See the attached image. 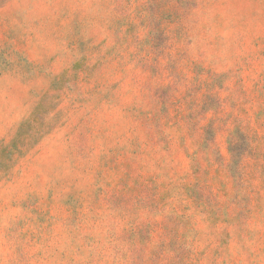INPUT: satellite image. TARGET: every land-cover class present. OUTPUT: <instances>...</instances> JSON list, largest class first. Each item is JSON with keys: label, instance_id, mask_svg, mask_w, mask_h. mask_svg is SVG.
<instances>
[{"label": "rangeland", "instance_id": "1", "mask_svg": "<svg viewBox=\"0 0 264 264\" xmlns=\"http://www.w3.org/2000/svg\"><path fill=\"white\" fill-rule=\"evenodd\" d=\"M0 264H264V0H0Z\"/></svg>", "mask_w": 264, "mask_h": 264}]
</instances>
